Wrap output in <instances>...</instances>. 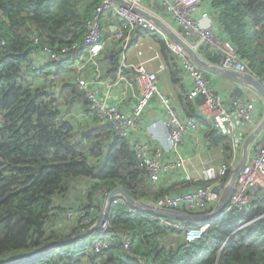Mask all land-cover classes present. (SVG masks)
<instances>
[{"label": "trees", "instance_id": "1", "mask_svg": "<svg viewBox=\"0 0 264 264\" xmlns=\"http://www.w3.org/2000/svg\"><path fill=\"white\" fill-rule=\"evenodd\" d=\"M101 1L0 0V39L5 41L0 46V264H264V196L242 211H224L214 220L181 222L183 231L133 207L115 204L106 218L107 230L101 228L67 242L83 233L81 222H70L73 230L56 225L55 220L67 208L59 201L78 181L92 185L80 208L71 211L87 212L95 224L107 195L116 188L137 201L152 203L164 195H179L217 182L226 185L234 169L231 139L209 127L207 138L222 148L226 175L210 183L184 182L155 192L132 140L118 137L96 115L77 84L64 77L72 75L67 68L72 55L61 62L37 63L34 55L41 46L59 53L65 46L81 42L86 23ZM201 3L210 4L217 34L232 43L238 58L264 85V0ZM33 38L39 39V45ZM157 41L173 81L180 83V60L161 38ZM199 54L216 66L223 61L208 46L203 45ZM105 61L106 72L119 70L115 51ZM34 68L47 74L56 72L58 86L52 88L38 79ZM233 94L244 99L240 90ZM202 103V98L191 102L186 96L187 116L201 121L196 111ZM75 111L81 118L77 123L68 118ZM207 225L200 240L185 241L188 229ZM124 233L131 241L128 251ZM98 240L108 241L110 247L96 252Z\"/></svg>", "mask_w": 264, "mask_h": 264}, {"label": "built area", "instance_id": "2", "mask_svg": "<svg viewBox=\"0 0 264 264\" xmlns=\"http://www.w3.org/2000/svg\"><path fill=\"white\" fill-rule=\"evenodd\" d=\"M130 5L129 8L115 3L112 0H102L94 9L91 18L86 23V34L81 42H76L70 46H65L58 53L49 46H41L40 54L47 61L61 62L67 56L72 55L70 68L75 75L76 84L79 89L86 94L91 108L96 115L103 121L111 125L116 135L124 139H132L131 133L138 128L141 118L151 102L160 97L164 106L167 121V142L170 148L175 150L174 161L170 164L164 163V151L161 148H151V145L132 142L135 146V152L141 162V166L147 171L149 181L152 187H157L162 174L174 169H180L183 166L184 158L179 149L183 143V137L189 131H199L200 123L194 118H182L169 98L162 95L158 76L155 72L149 71L145 66L140 65L134 69V82L138 92V100L131 112L126 113L120 110L116 105H107L101 99V88L99 86L100 72L102 66L99 65V59L107 48L109 42L113 39L117 43L114 49L119 57V70L122 74L127 64V50L134 40L135 33L146 32L161 36L168 48L181 61L184 73L191 82V89L188 92V99L195 102L199 98L203 99L199 106L201 113L210 120L219 134L228 136L234 140L238 130H244L252 124L254 120L255 104L252 101L236 99L230 108L216 95L215 89L206 79L205 72L198 68L190 59L184 46L199 54L200 48L208 46L223 57L222 63L218 66L222 69L237 72L240 74L250 73L246 64L242 62L236 53L231 42L222 39L215 33L216 21L212 20L208 14H204L200 20L194 17L195 8L201 3V0H159L164 8L175 22L177 30L173 34L184 45H180L169 39L162 30L159 29L155 21L161 22L169 29V26L156 13L148 10L144 5L145 0H122ZM107 13L114 15L119 21V26L113 37L104 38L103 18ZM35 44L39 45V39L33 38ZM5 44L0 39V46ZM108 47H111L108 45ZM81 50V51H80ZM113 50V51H114ZM93 66L97 71L96 79L87 80L83 77L84 72ZM37 71L38 79L47 83L52 88H56L59 82V76L56 73L47 74ZM102 71V70H101ZM227 168L222 166L218 172L213 168H207L203 171V181H218L226 175ZM264 181V138L255 147L247 163L243 167L237 182L236 189L225 210L229 213L234 210L242 211L260 195L262 182ZM214 185L199 187L193 191L179 195H164L157 201L149 203L156 209L183 210L190 213H203L210 209L211 201L217 199L211 193ZM109 194L107 195V197ZM106 197V198H107ZM219 199V198H218ZM218 202V200H217ZM115 205L128 206L122 198H116L113 201ZM132 212V209L129 210ZM63 219L68 223L80 221L82 232L94 224V219L87 216V212H74L67 210L63 213ZM163 224L178 231L185 229L181 222L161 219ZM109 223L105 220L102 230H107ZM209 225L202 228L188 229L185 233V241L193 243L200 240ZM124 237V249L130 248V237L128 234ZM110 247L108 241L98 240L95 243L94 250L101 252Z\"/></svg>", "mask_w": 264, "mask_h": 264}, {"label": "crops", "instance_id": "3", "mask_svg": "<svg viewBox=\"0 0 264 264\" xmlns=\"http://www.w3.org/2000/svg\"><path fill=\"white\" fill-rule=\"evenodd\" d=\"M144 5L148 8V10L161 17V19L169 26V29L166 27L169 32L172 33L173 30H177L175 22L171 19L169 13L164 10L159 0H145ZM209 9L210 4L200 3L194 10V17L200 20L204 14L210 15ZM210 17L212 20H215L213 16L210 15ZM118 26L119 21L114 17V15L107 13L106 16H104L103 34L106 39L114 36ZM217 32L218 27L216 26L215 33L217 34ZM157 37L162 38L159 35L156 36L143 32H140L135 36L133 43L127 50V64L129 68H126L122 74L119 72H106V70H109L106 66V55L117 47V43L113 39L108 43L111 47H108L107 45V48L104 50L99 59V65L102 66V71L100 70V72H97L95 68L91 66L84 72L83 77L87 80H94L96 79L97 72L100 75L98 80L101 88V99L105 102V104L116 105L121 111L129 113L132 111L138 100V92L133 80V68L143 65L149 71L155 72L158 75L162 95L171 100L182 118H187L188 116L185 112L184 98L188 96V92L191 89V82L184 72L181 75L180 83H175L173 81L169 70V64L163 57L161 46L157 41ZM199 56L204 59L200 54ZM34 58L37 60V63L43 65L45 64L44 62L48 63L45 57L40 53H36ZM204 60L207 61L206 59ZM63 73H66V70ZM64 77L71 78V80L73 79V75L70 77L69 73L64 74ZM208 81L210 85L214 87L217 96L226 104L228 108L232 106V103L235 101L234 99H236L233 94L235 90H240L244 94V99L247 101L252 100L256 105L252 124L244 130H238L234 140L229 138L233 144L232 168H235L243 157L246 143L251 140L249 143L248 155V158H250L255 147L264 138V127L257 131L264 118V114L263 116L261 115L262 112H264V101L254 90L222 76L208 74ZM196 112L201 121L195 118L194 119L200 123V129L199 131H189L183 137V143L179 149L184 158L182 168L174 169L170 172L162 174L157 187L153 188L155 192L168 190L179 183H199L203 181V171L205 169L213 168L219 172L224 165L225 156L222 153V148L213 145L207 138L208 131L210 130L209 127L213 129L212 122L202 115L199 107ZM166 121L167 116L164 106L160 97H157L151 102L145 111L138 128L131 133V138L135 140V142L151 145V148H161L164 151V163L170 164L174 161L176 154L175 150L170 148L167 142V131L165 128ZM91 185L92 183L89 181L76 182L71 193L67 197L63 198V200L60 199L61 201H59V204L67 208L69 207L78 210L83 203L84 198L88 194ZM75 193H78V197L74 196ZM260 195L261 197L264 196V181L262 182ZM217 200L218 198L211 201L209 205L210 209L212 208L214 210ZM99 206H101V204ZM104 209L105 206L101 209L102 212H99L97 218L101 216ZM73 228L74 225L69 227V230H73Z\"/></svg>", "mask_w": 264, "mask_h": 264}, {"label": "water", "instance_id": "4", "mask_svg": "<svg viewBox=\"0 0 264 264\" xmlns=\"http://www.w3.org/2000/svg\"><path fill=\"white\" fill-rule=\"evenodd\" d=\"M112 1L120 3L124 7H127V8L130 7L129 4H127L126 2H123L122 0H112ZM155 23L172 40H174L176 43L180 45H183L182 42L175 35L169 32L162 23H160L159 21H155ZM184 50L190 57L191 61L198 68L202 69L205 73L219 75L229 80H232L240 85L248 87L254 90L264 101V85L255 76L251 74H239L233 71L224 70L222 68H219L205 61L198 54L190 50L187 46H184ZM263 127H264V118L261 124L259 125L257 131L261 130ZM250 141L251 140H249L246 143L244 147L243 157L240 160V162L237 164V166L233 169L232 175L230 177L228 184L224 186L223 184L218 183L212 188L211 193L215 195L216 197H218L219 199H218L217 204L214 207L213 212H211L210 214L204 215L201 213L200 214L190 213V212H186L183 210L156 209L153 205L149 203L135 200L125 190L121 188H116L107 197L105 209L103 213L101 214V216L98 218V220L95 222V224L87 231L83 232L80 235L75 236L74 238H71L67 242H72L75 239L86 237L88 235H91L94 231L101 229L103 223L105 222L107 216L109 215V212L112 208L113 201L116 198H122L128 206L133 207L138 211L153 215L159 219L173 220V221H178L182 223H195V222L210 221V220L217 219L226 210L230 202V199L235 192L237 179L243 167L248 161Z\"/></svg>", "mask_w": 264, "mask_h": 264}, {"label": "rangeland", "instance_id": "5", "mask_svg": "<svg viewBox=\"0 0 264 264\" xmlns=\"http://www.w3.org/2000/svg\"><path fill=\"white\" fill-rule=\"evenodd\" d=\"M250 98V97H249ZM250 99H252V98H250ZM249 101H251L252 102V100H249ZM78 112L77 111H75L74 112V114H72V116H68V118H72L73 120H74V122L75 123H77L79 120H81V118H79L78 117ZM76 115H77V117H76ZM77 194L78 193H75L74 194V196H77ZM82 195V194H81ZM78 197V196H77ZM103 196H101V198H102ZM67 210H75L74 208H66V210H63V211H61V213H60V217H57V219L55 220V223H56V225L58 226V228L60 229V228H62V227H64V226H66L65 228L66 229H68L69 227H72V225H71V223H68L66 220H64L63 219V217H62V213L64 212V211H67ZM213 212V211H212Z\"/></svg>", "mask_w": 264, "mask_h": 264}, {"label": "clouds", "instance_id": "6", "mask_svg": "<svg viewBox=\"0 0 264 264\" xmlns=\"http://www.w3.org/2000/svg\"><path fill=\"white\" fill-rule=\"evenodd\" d=\"M114 2V1H113ZM115 3H117V2H115ZM120 4V3H119ZM121 5V4H120ZM157 21V20H156ZM216 21V20H215ZM161 23V22H160ZM166 28V27H165ZM160 29V28H159ZM167 29V28H166ZM161 30V29H160ZM168 30V29H167ZM138 33H140V32H138ZM143 33H146V32H143ZM147 34H150V33H147ZM165 34V33H164ZM173 34V33H172ZM151 35H155V34H151ZM166 35V34H165ZM174 35V34H173ZM157 36V35H156ZM167 36V35H166ZM219 36V35H218ZM169 39H171L169 36H167ZM104 38L106 39V37L104 36ZM160 38V37H159ZM134 39H135V37H134ZM162 39V38H161ZM164 42H165V40L164 39H162ZM172 40V39H171ZM174 41V40H173ZM132 43H133V41H132ZM166 43V42H165ZM115 51V50H114ZM199 55V54H198ZM178 58V57H177ZM179 59V58H178ZM181 62V61H180ZM182 65V64H181ZM68 66V70H70V72H71V74L73 75V79H72V81H73V83L75 82L76 83V78H75V75H74V73L72 72V70H71V68H70V64H68L67 65ZM216 66V65H215ZM137 67V66H136ZM218 67V66H217ZM220 68V67H219ZM183 69V68H182ZM225 70V69H224ZM118 72V71H117ZM116 72V73H117ZM184 72V71H183ZM54 73H56V72H54ZM237 73V72H236ZM57 74V73H56ZM240 74V73H239ZM245 74H251V75H253L251 72L250 73H245ZM58 75V74H57ZM206 75H208L207 73H205V76ZM59 76V75H58ZM158 76V75H157ZM254 76V75H253ZM207 79V78H206ZM258 79V78H257ZM158 80H159V78H158ZM208 81V80H207ZM209 82V81H208ZM210 84V83H209ZM214 88V87H213ZM216 92V91H215ZM217 95V94H216ZM188 97V96H187ZM244 100H246V99H244ZM214 127V126H213ZM215 129V128H214ZM217 131V130H216ZM218 132V131H217ZM221 135V134H220ZM223 136V135H222ZM225 137H228V136H225ZM230 138V137H229ZM132 140V139H131ZM229 182V181H228ZM218 184V183H217ZM228 184V183H227ZM226 184V185H227ZM216 185V184H215ZM107 199V198H106ZM187 212V211H186Z\"/></svg>", "mask_w": 264, "mask_h": 264}]
</instances>
